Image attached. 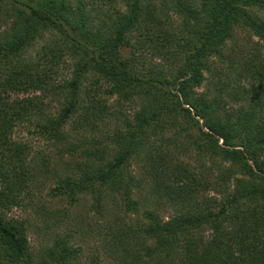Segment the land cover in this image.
Listing matches in <instances>:
<instances>
[{
    "label": "trees",
    "instance_id": "obj_1",
    "mask_svg": "<svg viewBox=\"0 0 264 264\" xmlns=\"http://www.w3.org/2000/svg\"><path fill=\"white\" fill-rule=\"evenodd\" d=\"M262 12L264 0H0V264H66L77 252L63 239L32 252L27 226L8 216L35 183L30 146L15 130L29 125L72 149L66 125L100 131L110 97L130 114L117 111L111 137L80 134L77 174L57 178L52 194L89 192L100 206L103 188L117 186L137 211L130 183H117L141 154L153 190L175 208L167 218L143 208L134 224L113 217L107 231L125 264H264ZM236 29L258 42L226 58ZM215 61L235 79L226 103L197 91ZM189 147L215 166L210 178L179 158Z\"/></svg>",
    "mask_w": 264,
    "mask_h": 264
},
{
    "label": "rangeland",
    "instance_id": "obj_2",
    "mask_svg": "<svg viewBox=\"0 0 264 264\" xmlns=\"http://www.w3.org/2000/svg\"><path fill=\"white\" fill-rule=\"evenodd\" d=\"M173 18L175 19V16ZM44 39L49 42L52 40L48 35ZM256 41L258 42V39L255 36L236 29L233 36L226 42L223 54L226 58L246 57L251 53V48ZM260 52L264 56V52L262 50ZM139 56L145 61L152 60L151 54L148 53L143 55L141 53ZM226 64L227 62L223 64L215 61L210 73H204V79L197 91L207 93L210 98L221 95L218 99L220 103L228 102L232 98L230 96L233 94L235 79L231 75L232 72L226 68ZM70 68L71 66L66 64L64 69H60L57 80L61 81L67 77ZM88 78L92 80V77ZM90 80L85 81V86L90 85ZM222 87L223 90H221ZM118 101L115 97L107 99L110 113L102 118L105 125L100 131L99 128L94 132L74 131L71 130L70 122L66 125L65 131L68 140L72 142V149L67 141L54 144L29 133L28 131L32 130L29 125H23L15 130L16 139L30 146L31 153L28 157L34 167L35 183L29 186L31 196L26 197L21 205L11 208L8 216L22 221L27 226V240L32 252L51 245L54 240L63 239L77 249L76 255L66 264H125L126 260H123L120 246L117 251L114 249L112 238L110 239V233L107 231L108 225L113 224V217L118 216L120 220L124 219L126 223L134 224L142 219L143 208L154 209L163 218L173 213L175 206H171L153 190V176L147 173L149 164L141 157V154L130 159L122 173V181L117 183L120 185L130 183V198L139 202H137V211L126 208L124 195H120L122 190H116L117 186L103 188L105 197L100 199V206L95 203V195L89 192L80 194L74 199L52 194L57 178L63 177L68 172L72 175L77 174L76 171H72L75 168L74 160L80 157V148L76 146L83 145L92 137L101 138L105 135L111 137L114 127L122 122L117 111L126 116L130 114L131 109L127 105L119 104ZM80 134H84L86 140ZM78 137H81L79 144ZM150 139L142 146L143 148L149 143L153 144V139ZM183 153V156L179 158L202 177L210 178V175L215 172L213 170L209 173L210 166L214 165L205 156L197 159L190 147ZM130 177L132 180L129 182L127 178ZM207 193L209 196L211 194L215 196L212 190L206 191V195Z\"/></svg>",
    "mask_w": 264,
    "mask_h": 264
}]
</instances>
